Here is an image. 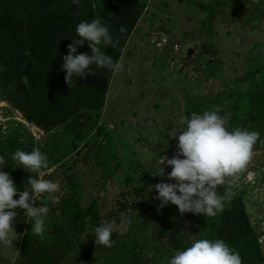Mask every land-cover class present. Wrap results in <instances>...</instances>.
Here are the masks:
<instances>
[{
	"label": "rangeland",
	"instance_id": "rangeland-1",
	"mask_svg": "<svg viewBox=\"0 0 264 264\" xmlns=\"http://www.w3.org/2000/svg\"><path fill=\"white\" fill-rule=\"evenodd\" d=\"M82 1L109 29L108 3ZM140 1L142 13L118 58L123 70L110 75L103 106L89 117L45 129L0 94V171L19 190L27 188L28 176L37 174L11 154L37 148L48 159L39 176L58 184L33 201L49 208L43 236L31 232L24 216L13 246H0V264L25 263L19 253L25 237L45 244L58 264H166L181 250L175 243L212 239L220 212L208 217L180 214L170 203L158 207L149 186L174 182L150 173L155 155L176 153L175 136L167 134L181 127L179 117L213 106L227 114L229 130L260 135L230 199L242 200L264 259V0ZM249 170L254 183L245 179ZM106 221L113 223L111 246L95 245L93 228Z\"/></svg>",
	"mask_w": 264,
	"mask_h": 264
},
{
	"label": "clouds",
	"instance_id": "clouds-1",
	"mask_svg": "<svg viewBox=\"0 0 264 264\" xmlns=\"http://www.w3.org/2000/svg\"><path fill=\"white\" fill-rule=\"evenodd\" d=\"M72 3L78 4L79 0H72ZM120 32H124L123 27ZM75 33L79 39H71L66 46L67 54L61 58L66 84H71L73 76L83 78L86 73H91L90 65L109 69L113 76L123 70L120 60L113 61L101 50V46L116 45L108 27L99 18L80 21L75 25ZM85 43L91 55L77 53V48ZM178 122L181 127L167 134L175 136L176 153L171 158L166 155L157 158L155 155V170L150 173L174 182H159L149 188H154L157 193L158 207L170 203L180 214L190 212L213 217L223 210L230 199L234 181L246 170L259 133L239 127L229 130L227 114L221 115L216 106L202 113L181 115ZM11 159L27 172L36 173L37 177L29 175L28 187L19 190L9 174L0 171V246L4 247L13 246L18 238L13 228L17 208L23 211L25 222L31 221V232L43 236L49 208L45 203L33 206V201H37V196L58 190L57 183L39 176L40 170L48 166L46 155L39 149H17L11 154ZM4 163V158L0 157V168H4ZM169 166L170 171L165 173L164 167ZM218 185L223 186L220 194L216 191ZM14 196L17 198L13 199ZM93 232L95 245L111 246V221L95 226ZM166 264H242V260L239 253L222 239L199 238L175 251Z\"/></svg>",
	"mask_w": 264,
	"mask_h": 264
},
{
	"label": "trees",
	"instance_id": "trees-1",
	"mask_svg": "<svg viewBox=\"0 0 264 264\" xmlns=\"http://www.w3.org/2000/svg\"><path fill=\"white\" fill-rule=\"evenodd\" d=\"M104 1L111 10L108 30L116 46L101 48L116 61L142 13L143 4L140 0ZM59 2L0 0V94L16 106L24 119L45 129L73 116L85 119L89 111L99 110L111 75L109 69L90 65L91 73L83 78L73 76L70 85L65 83L61 58L67 54L66 46L72 38L79 39L75 37V25L94 19V14L86 1L73 4L72 0H65L63 7ZM81 52L91 55L86 43L77 48V53ZM256 145L257 142L253 149ZM16 211L13 228L22 231L24 213L18 208ZM216 238L234 248L242 264H264L256 233L240 197L225 203L212 239ZM174 246L181 250L186 247L178 243ZM19 253L24 264H58L45 244L29 237H25Z\"/></svg>",
	"mask_w": 264,
	"mask_h": 264
},
{
	"label": "built area",
	"instance_id": "built-area-1",
	"mask_svg": "<svg viewBox=\"0 0 264 264\" xmlns=\"http://www.w3.org/2000/svg\"><path fill=\"white\" fill-rule=\"evenodd\" d=\"M245 179L248 182L254 183V180H255V172L254 171H251V170L245 172Z\"/></svg>",
	"mask_w": 264,
	"mask_h": 264
},
{
	"label": "water",
	"instance_id": "water-1",
	"mask_svg": "<svg viewBox=\"0 0 264 264\" xmlns=\"http://www.w3.org/2000/svg\"><path fill=\"white\" fill-rule=\"evenodd\" d=\"M188 52H189V54H191L193 51H192V49H190Z\"/></svg>",
	"mask_w": 264,
	"mask_h": 264
}]
</instances>
